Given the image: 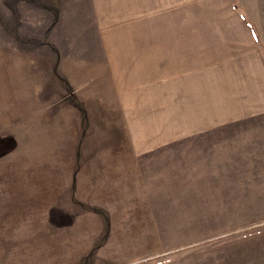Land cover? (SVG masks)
I'll list each match as a JSON object with an SVG mask.
<instances>
[{"label": "rangeland", "instance_id": "374dc122", "mask_svg": "<svg viewBox=\"0 0 264 264\" xmlns=\"http://www.w3.org/2000/svg\"><path fill=\"white\" fill-rule=\"evenodd\" d=\"M245 36L264 72V0H0V264H264V113L170 138V62L228 104Z\"/></svg>", "mask_w": 264, "mask_h": 264}, {"label": "crops", "instance_id": "0c3cea01", "mask_svg": "<svg viewBox=\"0 0 264 264\" xmlns=\"http://www.w3.org/2000/svg\"><path fill=\"white\" fill-rule=\"evenodd\" d=\"M229 51L242 53L239 62L243 67L240 69L242 78H237L240 81L237 92L233 93L236 87L230 79L234 85H229L231 101L228 104L224 103L223 86L215 89L213 86L210 88L207 82L201 83L198 78L194 81V75L198 74L190 71L187 63L182 66L181 61L174 60L172 64L170 62L169 66L175 69L168 83L171 139H184L226 123L239 122L264 113V72L260 65L257 66L253 42L245 36L243 40L233 43ZM216 71L218 75L236 76L238 70L235 67L225 69L221 66Z\"/></svg>", "mask_w": 264, "mask_h": 264}, {"label": "trees", "instance_id": "16d2710c", "mask_svg": "<svg viewBox=\"0 0 264 264\" xmlns=\"http://www.w3.org/2000/svg\"><path fill=\"white\" fill-rule=\"evenodd\" d=\"M122 138H123V136H122Z\"/></svg>", "mask_w": 264, "mask_h": 264}]
</instances>
